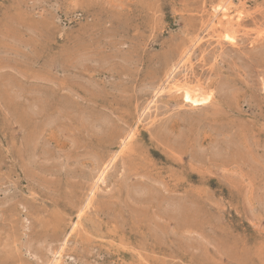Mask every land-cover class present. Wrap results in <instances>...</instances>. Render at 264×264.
Here are the masks:
<instances>
[{"label": "rangeland", "instance_id": "rangeland-1", "mask_svg": "<svg viewBox=\"0 0 264 264\" xmlns=\"http://www.w3.org/2000/svg\"><path fill=\"white\" fill-rule=\"evenodd\" d=\"M222 3L0 0V264H264V0Z\"/></svg>", "mask_w": 264, "mask_h": 264}, {"label": "bare ground", "instance_id": "bare-ground-1", "mask_svg": "<svg viewBox=\"0 0 264 264\" xmlns=\"http://www.w3.org/2000/svg\"><path fill=\"white\" fill-rule=\"evenodd\" d=\"M232 3H233V0H223V3L222 4H220V5H218V6H216V8H217V10H219V11H221L222 12V14L223 13H225L226 14V12H229V10H230V8L232 7ZM235 6V5H234ZM233 6V7H234ZM232 10V9H231ZM218 11V12H219ZM220 15H222L221 13H219ZM219 15V16H220ZM216 16V15H215ZM212 21V20H211ZM217 21V20H216ZM219 21V20H218ZM209 23H212V22H210L209 21ZM221 23H222V21H221ZM208 25H210V24H208ZM215 24H214V22L208 27V29H211V30H214L215 29V26H214ZM223 25V24H222ZM227 26V25H226ZM225 27V26H224ZM224 27H222V29H224ZM221 29V28H220ZM226 29V28H225ZM224 29V30H225ZM227 29H229V28H227ZM217 31V30H216ZM210 32V31H209ZM214 32H215V30H214ZM231 32V31H230ZM211 33H212V31H211ZM219 33V32H218ZM223 38H224V36H223ZM225 39H227L226 41H233L234 39H235V36H232L231 34H229V33H226L225 34ZM195 43H197V42H195ZM232 43V42H231ZM234 43V42H233ZM194 45V44H193ZM196 45V44H195ZM193 48V47H192ZM189 51H190V49L189 50H187L186 52V54L187 55H189ZM191 52V51H190ZM183 57V56H182ZM186 58V57H185ZM184 59V58H183ZM189 59V58H188ZM184 60H186V59H184ZM191 60V59H190ZM180 61H182V60H180ZM184 62V61H183ZM188 63H189V61H188ZM185 64V63H184ZM179 65H181L180 63H179ZM184 67H185V65H183ZM175 69H172V71H171V73L169 74V76H168V78H167V80L165 81V87L164 88H162V90H160L159 88V91L161 92V93H163V91H168V92H173V93H175V92H178V93H181L182 94V97L187 101V102H190V103H194V104H197V103H199L200 102V100L201 99H203V96L202 95H199V96H197L196 94H193L192 92H191V90L193 89V88H191V86H188V87H190L191 88V90L188 88V87H185V86H182V85H179V84H181V83H179L178 84V80L176 79V76L174 75V73H175ZM168 72V71H167ZM178 72V71H177ZM168 74V73H167ZM175 76V77H174ZM180 82V81H179ZM157 83V82H156ZM183 84V83H182ZM185 84V83H184ZM183 84V85H184ZM158 91V90H157ZM196 93H197V91H196ZM206 99V98H205ZM144 114V113H143ZM141 121V120H140ZM131 134V133H130ZM129 138H130V136H127L126 137V139H124L123 140V143L121 144V149H120V151H118V152H116V154L113 156V158L111 159V161L102 169V170H100V172L98 173V175L96 176V182H95V186H97V184H98V182H99V180L104 176V175H106L107 174V172H108V170L110 169V166L112 165V162L114 161V159L118 156V154L125 148V146H126V144H127V142H128V140H129ZM127 148V147H126ZM124 152V151H123ZM105 177V176H104ZM103 179V178H102ZM103 181V180H102ZM94 188V187H93ZM97 189V188H96ZM85 200V199H84ZM90 201V200H89ZM88 203H90V202H88ZM66 241V240H65ZM64 241V242H65ZM64 244V243H63ZM67 244V243H66ZM61 245V244H60ZM52 251V250H51ZM50 253V252H49ZM61 255H60V252H57V253H55L54 254V259H53V261H51V262H49L48 264H56L57 262H58V259H60L59 257H60ZM58 264V263H57Z\"/></svg>", "mask_w": 264, "mask_h": 264}]
</instances>
